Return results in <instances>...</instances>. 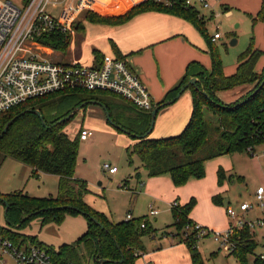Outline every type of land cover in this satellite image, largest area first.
Instances as JSON below:
<instances>
[{"label":"trees","instance_id":"1","mask_svg":"<svg viewBox=\"0 0 264 264\" xmlns=\"http://www.w3.org/2000/svg\"><path fill=\"white\" fill-rule=\"evenodd\" d=\"M182 2L183 0H170L169 5H165L155 0H146L120 17L84 14L85 20L91 23L122 24L137 14L158 11L187 21L204 38L211 62L210 69H205L198 62L188 64L181 80L154 107L161 109L170 105L166 103L175 102L176 96L189 80L196 79L195 85H189L184 90L191 94V113L179 134L150 138V135H146L150 113L130 110L132 117L129 119L121 117L117 120L111 117L113 124L119 127L116 130L134 140V144L126 148L128 164L131 165L132 157L136 156L148 178L168 174L174 187L184 186L190 178H203L204 164L209 160L264 143V67L260 73L255 71L261 52L250 44L238 57L235 73L224 75L218 51L205 28L206 19L194 8L185 7ZM257 19L264 23V5L253 20ZM76 28L79 30L81 27ZM38 41L57 50H66L70 36L52 33ZM240 86L251 88L233 102L224 104L216 97L217 92ZM94 93L116 96L109 92L72 89L31 100L0 114V133L12 118L25 111L38 110L45 123L42 126L33 113L21 114L0 140V166L4 159L11 158L28 166L32 177L37 178L39 173H43L58 178L55 195L33 197L22 190L0 194V199L8 205L5 214L7 226L22 229L35 217H39L41 227L48 223L60 225L67 214L81 215L87 221L85 232L73 244H63L57 249L45 246L34 236H22L18 232L0 228V235L15 243L43 247L52 264H100L102 260L107 261L103 264H118L120 260L121 264H135L145 253L143 239L155 233L147 216L112 222L84 201L89 190L86 182L75 177L79 137L70 139L64 133V127L70 120L64 123L59 121L80 106L81 109L89 105L101 106L110 113L111 107L107 99L95 96ZM33 101L39 106L34 107ZM138 170L139 168L134 169L136 178L139 177ZM216 176L218 185L230 178L222 168H218ZM211 201L215 206L222 205L220 195H214ZM0 202L2 203L1 200ZM195 204V199L191 198L184 205L175 202V206L171 207L172 237L186 246L192 264H203L197 249L199 241L195 238V231L193 228L186 231L187 226L192 227L194 224L188 216ZM23 219L24 222H21ZM229 242L235 246L229 256H234L239 264H264L259 255L255 254L258 244L254 240L253 231L247 227L236 228L230 235ZM248 256L253 257L251 262L248 261Z\"/></svg>","mask_w":264,"mask_h":264},{"label":"rangeland","instance_id":"2","mask_svg":"<svg viewBox=\"0 0 264 264\" xmlns=\"http://www.w3.org/2000/svg\"><path fill=\"white\" fill-rule=\"evenodd\" d=\"M9 1L18 7H22L26 3V0ZM132 2L137 6L143 3L144 0H132ZM165 2L166 0H161V2L159 1L157 3L165 4ZM211 3L214 4L211 10L199 9V12L206 17V31L209 37H212L215 33H219L221 36L213 45L218 51L224 75L230 76L235 73L238 57L250 44H253L254 49L261 52V56L255 67V71L260 73L264 67V23L258 19H253H255L263 7L264 0H221L220 2L219 0H214ZM122 6L123 4L120 1L113 4L110 13L120 12ZM82 17L85 19L86 16L83 15ZM69 36L71 37V35ZM199 37L204 46H207L204 38L200 34ZM232 40L235 41L234 44H231ZM200 51L209 58L207 51ZM83 55L86 56L85 58L90 57V53L88 52H83L82 58ZM85 63L89 64L87 62ZM249 87L251 88V86H240L232 90L220 91L218 93L219 96L225 95L220 101L224 104L233 102L240 98L241 95L243 96L249 90ZM94 95L107 99L111 106L110 111L112 115L109 113L110 117L113 116L117 120L120 119L117 115L118 112L119 114L127 113L129 116H132L129 110L130 106L122 99L114 95L102 96L99 93H94ZM189 97L191 98L190 91H188L186 96L180 98V101L176 100L175 107L180 110V107L183 105H188L190 103ZM38 106V103L34 104V107ZM183 107L184 110L185 106ZM94 109L103 115L105 114L101 106H93L91 108V110ZM89 112L87 110L76 113L67 122L63 130L70 139L76 138L81 128L92 131L93 133V137L89 142H80L75 168L76 177L86 182L87 189L89 190V194L86 195L84 200L85 203L87 204L86 200H88V206L104 214L107 218L113 219L114 222L125 221L126 212L128 210L132 211L134 208H136L137 215H144L147 212L146 198L137 195L140 189L137 191L136 182L138 184V180H140L139 184H142V181L140 177H135L134 172V169L140 166V162L136 156H133L132 164L129 165L126 155V148L133 144L134 140L128 135L110 127L103 117L95 116L94 112ZM253 149L255 155L248 153V149H243L240 152L227 155L222 160V163L219 165H223L224 169L228 170L230 174L229 181H224L223 185L221 184L222 186L218 185L216 181L215 172L218 166L216 164H214V173L204 166L205 175L203 178L198 180L190 178L186 182L187 184L190 180H197L196 182L204 181L201 184H192L190 188H186L196 194V198H198L201 204L206 202L202 196L203 188H206V190L216 188V193L221 194L222 205L215 206L212 203L213 207H215L213 219L220 226H230V219L226 215V208L231 206L236 209L241 203H251L253 205V208L245 214L246 219L254 220L264 216V207H259L254 197L257 188H264V144L258 145ZM1 158L2 153L0 152V160ZM103 165L115 167L117 173L109 175L103 172L101 169ZM140 168L138 171L141 173ZM145 178L148 177L146 176ZM126 181H130V185H126ZM208 186L210 187L208 188ZM135 188L137 192L136 194H132L131 191ZM22 189L33 197H47L48 194L56 193L57 180L56 177L51 175L39 178L32 177L30 176L29 169L25 165L10 158L4 159L0 166V194H8ZM131 196H133L132 201H130ZM198 201L196 200V204ZM4 209L3 204L0 202V228L18 232L22 236H34L45 246L54 249H57L63 244H73L78 236L81 235V232H85L83 230L87 226V221L83 216H71L67 214L60 225L48 223L41 227L39 217H35L26 223V226L21 227L22 229H11L6 224ZM156 220V223H153V220L151 222L155 227L154 235L143 239L144 244L146 243L144 246L146 248L148 246L152 250L161 248L165 240H168V242L169 239L177 240L172 237V234H174L173 228L171 227L173 221L170 223L171 225L164 223L169 220L164 215L157 216ZM213 230L215 232H224V229ZM254 233L256 234V236L254 235V240L258 244L255 254H264V239H262L264 229H255ZM220 243V240L214 241L208 238L198 242V252L202 255L203 264H239L234 256H229L225 247H220ZM175 244L182 243H178L177 241ZM212 252L215 254H212ZM247 259L251 262L253 257L248 256ZM152 264L155 263L152 261ZM166 264L184 263L179 257L178 260L173 259Z\"/></svg>","mask_w":264,"mask_h":264},{"label":"crops","instance_id":"3","mask_svg":"<svg viewBox=\"0 0 264 264\" xmlns=\"http://www.w3.org/2000/svg\"><path fill=\"white\" fill-rule=\"evenodd\" d=\"M145 1L146 0H144V2ZM220 1L221 0H219V2ZM131 2L132 1L129 0H121V4H123L122 10L117 13L99 12L92 14H95L99 17L108 18L120 17L136 6L135 3ZM212 6H214L213 3ZM82 16L74 25V30L71 34L70 42L66 50H57L42 44L43 46H39L40 52L53 62H59L63 64L77 63L87 67H97L98 65H100L104 57H115L123 59L139 76L140 80L147 88L151 99L155 104L161 102L166 93L181 80L188 64L192 62H198L205 69H210V58L202 54V52L200 51H206L207 47L204 46L203 42L201 41L198 31L190 23L175 15L158 11H148L137 14L130 20L122 24L91 23L86 21ZM203 17L206 19L205 15H203ZM76 26L81 28L77 30ZM206 26L207 23L205 25V28ZM82 51L90 53V57L85 58L86 56L83 55L82 58ZM85 62L89 64H86ZM187 93L188 91L183 92V94H181L177 100H179L183 96H186ZM218 93L219 92L216 93V97L219 100L225 97V95L219 96ZM121 99L130 106L129 110H134L133 112L140 111L145 114L151 113L137 110L128 101L124 100L123 98ZM189 100L190 103L188 105H183L185 106L184 110L183 106L180 107V110L175 107V104L177 103L176 101L164 108L159 109L156 113L154 126L151 133L149 134V137L152 139H158L179 134L187 124L190 117V97ZM93 106L96 105H89L86 108L79 110L78 112H85L87 110H89L90 112H94L95 116L101 118L103 117L106 123L116 130V128H114L107 122L105 114L103 115L100 112H97L98 110L95 109L91 110ZM110 113L112 115L111 111ZM117 115L120 118L124 117L127 119L132 117L127 113L119 114L118 112ZM82 129L84 128H81L79 132ZM92 137L93 133L91 138ZM90 139L86 142H89ZM226 156L227 155L215 158L213 161H208L204 164V166H206V168H209V170L214 173V164H216L218 165L216 168V172L218 168H222L226 175L229 177V171L224 169L223 165H219L222 163V160ZM26 167L29 169L31 176V169L28 166ZM140 170L142 172L140 173V171H138V173L142 184H139L140 180H138V184L136 182L137 191L140 189V192L137 193V195L146 198L147 212L144 215L139 216L136 214V208H134L132 211L128 210L126 212V215L130 214L131 218L147 216L150 223L152 222V220L153 223H156V217L159 215H164L165 218H169L168 222L164 223L170 224L172 223L170 211L173 203L177 202L179 205H184L191 198H194L198 201V198H196V194L190 192L186 188H190L192 184H201L204 181L196 182L197 180H190L185 186L174 187L171 183V177L168 174L153 178H145L147 174L146 171L143 168H140ZM43 176H48V174L39 173L37 178ZM56 180L58 183L57 177ZM125 184L130 185V181H126ZM209 187L210 186H208V188ZM132 190V194H136V188ZM22 191H24V189H22ZM216 191V188L207 190L206 188H203L202 196L206 202L201 204V202L198 201L197 204H195L194 208L191 210L188 217L194 224L200 225L208 230L214 231L213 229H224V231H226L227 227L218 225V223L213 219L215 207H213L212 205L211 198L214 195L221 196V194L216 193ZM55 194L56 193L48 194V196ZM85 197L86 195L84 196V200ZM132 197L133 196H131L130 201H132ZM86 202L88 204V200H86ZM149 207H152L153 210L157 212L154 216L149 215ZM108 219L114 222L113 219ZM151 225L153 229H155L153 224ZM219 233L222 232L219 231ZM82 234L83 232H81V235ZM254 235L256 236L255 233ZM208 239L211 238L209 237ZM262 239H264V236L262 237ZM175 243L176 240L169 239V242L168 240L164 241L163 246L159 244L161 248L157 250L149 249L147 246V248L149 249L148 250L145 247V253L136 260L135 264H152V261L155 264H166L173 259L178 260L179 257L181 258V260H183L184 264H192L186 246L183 244ZM212 253L214 254V252Z\"/></svg>","mask_w":264,"mask_h":264},{"label":"built area","instance_id":"4","mask_svg":"<svg viewBox=\"0 0 264 264\" xmlns=\"http://www.w3.org/2000/svg\"><path fill=\"white\" fill-rule=\"evenodd\" d=\"M119 1L121 3V0H26L22 7H18L9 0H1L0 114L31 100L72 89L113 93L128 101L137 110L151 112L155 103L139 76L125 60L104 57L97 67L77 63L63 64L48 59L39 49V46H43L38 41L41 37L52 33L71 35L74 25L83 14L111 12L113 4ZM211 1L214 0H183L182 4L194 8L203 16L199 9L211 10ZM169 3L170 1L166 0L165 5ZM220 38L219 33L210 37L212 42ZM91 136L92 132L87 129H82L78 134L80 142L88 141ZM247 149L248 153L255 155L253 147ZM102 170L109 174L117 172L115 167L109 165H103ZM254 197L257 205L264 207L263 187L257 188ZM172 206H175V203ZM252 208L251 203H241L236 209L227 207L226 215L230 219V226L223 233L208 230L197 224L187 226L186 231L193 228L198 241L209 237L214 241L220 240V247H225L229 254L235 250V246L229 242V237L236 228L247 227L250 231L264 229V216L254 220L245 218V214ZM156 213L149 207L150 216ZM125 218L130 220L131 215L127 214ZM259 257L264 261V254ZM0 264L52 263L44 248L15 243L0 235Z\"/></svg>","mask_w":264,"mask_h":264},{"label":"water","instance_id":"5","mask_svg":"<svg viewBox=\"0 0 264 264\" xmlns=\"http://www.w3.org/2000/svg\"><path fill=\"white\" fill-rule=\"evenodd\" d=\"M235 43V41H231V44H234ZM195 83H196V79L195 78H191L190 80H189V82H188V84L181 90V92L176 96V99H178L179 98V96L181 95V93H183L184 92V90L189 86V85H191V86H193V85H195ZM174 101H171V102H168V103H166V104H172ZM81 108H82V106H80V107H78V108H76L72 113H70L65 119H62L61 121H59V123H64L65 121H69L79 110H81ZM103 108V110H104V112H105V116H106V120H107V122L111 125V126H113L114 128H117V129H119V127L118 126H116V125H114L113 124V122H112V120H111V117H110V114L107 112V110H105V108L104 107H102ZM159 110V108H155V109H153L152 111H151V113H150V123H149V129H148V131H147V133H146V135H149L150 133H151V131H152V129H153V126H154V122H155V116H156V113H157V111ZM25 112H29V113H33V114H35L37 117H38V119L40 120V122H41V124H42V126H45V123H44V121H43V118H42V116H41V114H40V112L38 111V110H35V111H25ZM25 112H23V113H21V114H24ZM21 114L20 115H16L14 118H12L11 119V121L3 128V130H2V132L0 133V140L2 139V137L6 134V132L8 131V128H9V126L12 124V123H14L15 121H16V119H18L20 116H21ZM1 201H2V203H3V205H4V216H5V214H6V212H7V210H8V205H7V203L4 201V200H2V199H0ZM65 207H61V209H64ZM70 210H76L75 208H73V207H68ZM92 221L93 222H95V223H97L93 218H92ZM21 222H24V219L21 221ZM16 228H17V226H16ZM105 262H107V261H105V260H102V261H100V264H103V263H105ZM122 263V260H120L119 262H118V264H121Z\"/></svg>","mask_w":264,"mask_h":264}]
</instances>
